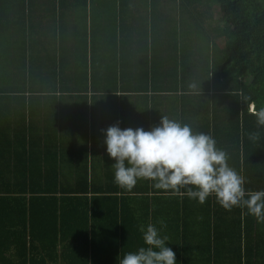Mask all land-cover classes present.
<instances>
[{
  "label": "crops",
  "instance_id": "0c3cea01",
  "mask_svg": "<svg viewBox=\"0 0 264 264\" xmlns=\"http://www.w3.org/2000/svg\"><path fill=\"white\" fill-rule=\"evenodd\" d=\"M229 41L216 0H0V180L90 182L0 193V264H118L160 220L177 264H264V223L245 209L119 188L101 131L167 116L234 162L246 107L223 89Z\"/></svg>",
  "mask_w": 264,
  "mask_h": 264
},
{
  "label": "clouds",
  "instance_id": "9594fccd",
  "mask_svg": "<svg viewBox=\"0 0 264 264\" xmlns=\"http://www.w3.org/2000/svg\"><path fill=\"white\" fill-rule=\"evenodd\" d=\"M245 100L257 125L247 137L258 143L259 129L264 128V106L256 107L248 97ZM101 131L105 132L107 154L115 161L114 183L119 188L131 191L138 181L145 180L157 190L178 193L186 189L187 197L201 205L214 196L223 209L240 207L264 223V190H246L245 177L229 164L228 152L217 146L212 135L167 116L149 131L121 129L119 122ZM159 223L160 229L152 223L139 225L143 246L123 253L118 264H177L176 253L167 246L169 237L161 235L167 225L163 220Z\"/></svg>",
  "mask_w": 264,
  "mask_h": 264
},
{
  "label": "trees",
  "instance_id": "16d2710c",
  "mask_svg": "<svg viewBox=\"0 0 264 264\" xmlns=\"http://www.w3.org/2000/svg\"><path fill=\"white\" fill-rule=\"evenodd\" d=\"M216 2L222 8V19L230 25V41L222 50L224 61L220 70L221 76L224 73L225 78H230V82L223 89L224 92L235 95L237 103L246 107L244 124L243 118L240 122L237 117L235 119L238 128L241 125L245 128V131L242 129L241 135L242 150L239 148V139L235 150L237 159L230 165L245 177L246 190H264V128L259 129L261 140L258 143L249 141L247 133L256 131L257 125L256 118L248 114L250 104L245 100V97H248L250 101L255 102L256 107L264 106V0H216ZM237 132L239 136V130ZM89 183L74 182L72 185H64L63 182L0 180V193L14 194L24 190L31 194V198L50 190L70 189L77 193L81 187L87 190ZM142 183H146V186ZM149 187L153 188L149 182H138L135 190H148ZM180 192H186V189H181Z\"/></svg>",
  "mask_w": 264,
  "mask_h": 264
}]
</instances>
